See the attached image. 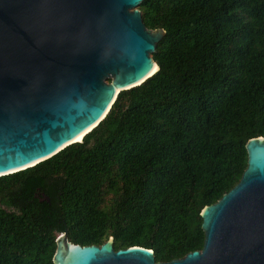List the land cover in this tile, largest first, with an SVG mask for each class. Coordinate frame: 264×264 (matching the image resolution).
Here are the masks:
<instances>
[{
	"label": "trees",
	"instance_id": "obj_1",
	"mask_svg": "<svg viewBox=\"0 0 264 264\" xmlns=\"http://www.w3.org/2000/svg\"><path fill=\"white\" fill-rule=\"evenodd\" d=\"M160 70L81 142L0 176V264H55L57 238H114L157 261L203 248L201 212L264 136V0H144Z\"/></svg>",
	"mask_w": 264,
	"mask_h": 264
},
{
	"label": "water",
	"instance_id": "obj_2",
	"mask_svg": "<svg viewBox=\"0 0 264 264\" xmlns=\"http://www.w3.org/2000/svg\"><path fill=\"white\" fill-rule=\"evenodd\" d=\"M144 0H0V176L81 142L118 94L160 70L164 28L146 26ZM83 134L80 140L76 139ZM239 182L201 216L202 249L171 261L154 250H116L114 238H57L55 264H264V136L246 143Z\"/></svg>",
	"mask_w": 264,
	"mask_h": 264
},
{
	"label": "bare ground",
	"instance_id": "obj_3",
	"mask_svg": "<svg viewBox=\"0 0 264 264\" xmlns=\"http://www.w3.org/2000/svg\"><path fill=\"white\" fill-rule=\"evenodd\" d=\"M84 133L80 134L78 137H76V139L80 140L82 138Z\"/></svg>",
	"mask_w": 264,
	"mask_h": 264
}]
</instances>
